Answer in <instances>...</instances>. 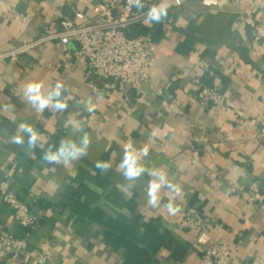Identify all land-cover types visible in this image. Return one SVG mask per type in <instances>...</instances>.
Returning <instances> with one entry per match:
<instances>
[{
    "label": "crops",
    "instance_id": "0c3cea01",
    "mask_svg": "<svg viewBox=\"0 0 264 264\" xmlns=\"http://www.w3.org/2000/svg\"><path fill=\"white\" fill-rule=\"evenodd\" d=\"M101 1L0 0V52L57 32L76 11L93 15ZM247 19L264 25V0H220L213 11L195 0L141 27L155 62L150 81L128 98L89 75L75 43L66 51L53 40L1 65L0 227L19 241L20 255L0 253V264H201L216 238L231 245L234 264H264V36ZM57 81L67 88L63 112H38L24 97L30 82L47 92ZM204 88L224 95L226 110L203 104ZM21 123L37 130L42 148L13 142ZM85 132L86 156L67 165L42 160ZM129 143L147 147L140 163L156 173L145 171L130 189L118 168ZM97 161L111 168L101 173ZM162 172L167 182L152 207L147 187ZM253 192L262 200L249 201ZM8 195L39 214L34 233L19 226ZM169 200L181 211L169 214ZM186 214L210 225L185 228Z\"/></svg>",
    "mask_w": 264,
    "mask_h": 264
},
{
    "label": "built area",
    "instance_id": "2783aa9c",
    "mask_svg": "<svg viewBox=\"0 0 264 264\" xmlns=\"http://www.w3.org/2000/svg\"><path fill=\"white\" fill-rule=\"evenodd\" d=\"M191 1L195 0H170L168 13L182 9ZM198 1L207 11L217 9L220 3V0ZM160 3L161 0H145V8L138 11L134 5L129 6L128 0H102L93 6V15L76 11L73 17L63 19L57 32L46 30L38 38L0 52V66L16 62L32 49L53 40L58 41L66 51L71 43L76 42L79 48L74 57L86 62L89 75L107 81L112 85L114 93L128 98L150 81L156 54L149 35L140 32L138 36L130 38L128 34L139 32L141 27L147 26V9ZM246 22L254 28L257 36H264V25H256L250 19ZM197 98L205 105H215L226 110V99L216 88L202 89ZM262 198L261 192H253L248 197L252 202L261 201ZM5 201L13 208L19 226L28 233H34L41 222L39 214L11 195ZM208 225L209 219L197 214H186L182 219V226L196 233H200ZM214 228L217 229V226ZM18 242L0 227V253L18 257ZM201 264H234L231 245L216 238L210 249L202 254Z\"/></svg>",
    "mask_w": 264,
    "mask_h": 264
},
{
    "label": "clouds",
    "instance_id": "9594fccd",
    "mask_svg": "<svg viewBox=\"0 0 264 264\" xmlns=\"http://www.w3.org/2000/svg\"><path fill=\"white\" fill-rule=\"evenodd\" d=\"M129 6H135L138 11H142L145 8V0H128ZM170 0H161L160 4H154L147 9L146 22L151 23L155 21L159 23L162 19L168 15V9L170 7ZM43 84L41 82H30L25 85L23 89L24 97L38 112H43L45 109H53L58 112H63L67 109L68 104L64 93L67 91L66 85L63 82L57 81L55 86L50 88L47 92L43 91ZM87 111L94 110L95 105H92L91 98L86 102ZM18 131L22 134H18L12 137L15 144L24 146L27 144L29 151L35 150L37 147H43L41 143V136L37 130L26 123L18 125ZM25 136L27 140L25 141ZM91 144V138L88 133H84L78 141L73 139H62L59 143V147L53 150L49 147L44 151L42 160L49 164L63 163L65 165L75 161L81 157H84L88 153V148ZM147 156V147L137 150L133 144L129 143L124 147L123 158L118 165L121 175L126 181H128L127 188L133 187L132 182L141 177L142 173L149 171L150 175L156 173L152 169L145 168L140 163V154ZM95 168L99 169L101 173L107 172L111 168V164L108 161H97ZM166 174L160 173L159 181H149L147 187V203L152 207H158L160 196L159 192L163 184L167 181L165 179ZM169 187L173 189L176 195H179L181 189L177 185L169 184ZM169 214L175 215L180 212L181 209L178 205H175L172 200H169L164 205Z\"/></svg>",
    "mask_w": 264,
    "mask_h": 264
},
{
    "label": "water",
    "instance_id": "95a60500",
    "mask_svg": "<svg viewBox=\"0 0 264 264\" xmlns=\"http://www.w3.org/2000/svg\"><path fill=\"white\" fill-rule=\"evenodd\" d=\"M143 31H146V29H145V28H142L140 32H143ZM140 32L129 33V34H128V37H130V38H132V37H136V36L139 35ZM73 43L77 44L76 42H73ZM77 45H78V44H77Z\"/></svg>",
    "mask_w": 264,
    "mask_h": 264
}]
</instances>
